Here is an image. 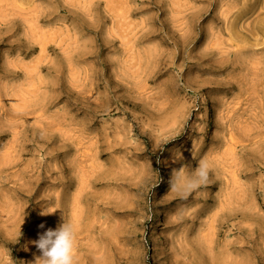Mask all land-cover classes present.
<instances>
[{
  "label": "rangeland",
  "instance_id": "rangeland-1",
  "mask_svg": "<svg viewBox=\"0 0 264 264\" xmlns=\"http://www.w3.org/2000/svg\"><path fill=\"white\" fill-rule=\"evenodd\" d=\"M63 218L74 264H264V0H0V264Z\"/></svg>",
  "mask_w": 264,
  "mask_h": 264
},
{
  "label": "clouds",
  "instance_id": "clouds-1",
  "mask_svg": "<svg viewBox=\"0 0 264 264\" xmlns=\"http://www.w3.org/2000/svg\"><path fill=\"white\" fill-rule=\"evenodd\" d=\"M208 173L209 165L203 160L191 172H185L184 167L176 169L170 178V190L191 191L207 182ZM63 220L59 227L46 230L33 242L41 255L29 264H74L75 226L71 220Z\"/></svg>",
  "mask_w": 264,
  "mask_h": 264
},
{
  "label": "bare ground",
  "instance_id": "bare-ground-1",
  "mask_svg": "<svg viewBox=\"0 0 264 264\" xmlns=\"http://www.w3.org/2000/svg\"><path fill=\"white\" fill-rule=\"evenodd\" d=\"M169 185V184H168ZM163 225L161 216L158 214V216L156 217V219L154 220V227L155 228H159Z\"/></svg>",
  "mask_w": 264,
  "mask_h": 264
}]
</instances>
